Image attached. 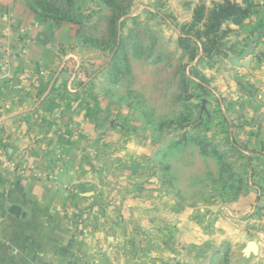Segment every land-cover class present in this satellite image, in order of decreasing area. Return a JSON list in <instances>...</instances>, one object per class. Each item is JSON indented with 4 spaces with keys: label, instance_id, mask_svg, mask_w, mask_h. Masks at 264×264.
I'll return each mask as SVG.
<instances>
[{
    "label": "crops",
    "instance_id": "crops-1",
    "mask_svg": "<svg viewBox=\"0 0 264 264\" xmlns=\"http://www.w3.org/2000/svg\"><path fill=\"white\" fill-rule=\"evenodd\" d=\"M75 1L84 9L95 6L94 0ZM195 6H178L185 25ZM259 19L264 6L242 25L227 23L234 31L228 51L237 52L219 75L206 71L208 78L213 74L212 93H232L236 100L244 93L238 79L245 77L263 93L255 101L240 96L231 113L244 150L264 147V40L249 68H235L229 59L246 49L242 44ZM77 33L72 23L40 17L26 0H0V264H121L134 239L151 249L153 264H174L176 254L184 256L186 229L196 232L188 242L193 251L206 235L205 220L168 207L150 177L157 165L152 143L119 124L131 108L87 91L50 93L61 83L63 63L74 58L83 66ZM13 207L20 208L18 216ZM229 207L241 217L253 206L242 197Z\"/></svg>",
    "mask_w": 264,
    "mask_h": 264
},
{
    "label": "rangeland",
    "instance_id": "rangeland-1",
    "mask_svg": "<svg viewBox=\"0 0 264 264\" xmlns=\"http://www.w3.org/2000/svg\"><path fill=\"white\" fill-rule=\"evenodd\" d=\"M94 1V7L86 4L85 9L75 1L81 7L75 27L80 31L77 41L83 66L74 58L63 63L61 83L50 93L87 91L107 98L110 105L131 108L119 124L152 143L151 156L157 165L150 177L161 187L168 207L205 220L206 235L193 244V251L188 242L196 232L185 228L184 256L176 254L174 264H264V147L256 144L244 150L234 138L231 120L240 96L255 101L263 93H255L259 88L246 77L238 79L244 93H236V100L230 99L232 93H212L213 74L208 78L206 72L219 75L229 55L237 52L227 47L231 43L227 38L234 32L227 25L231 22L223 23L216 34L211 32L214 44L204 36L210 13L223 0ZM248 1L253 10L264 6V0ZM192 3H196L193 20L196 11L203 9L204 18L196 28H190L193 20L185 25L177 14L178 6L186 11ZM129 15L135 16L128 19ZM261 27L263 19L254 25L248 43L264 31ZM197 140L209 145L207 154ZM242 197L253 207L239 217L229 206ZM251 241L259 245V253L247 257L243 251ZM123 252L121 264L155 263L149 257L151 249L142 248L137 239L133 249Z\"/></svg>",
    "mask_w": 264,
    "mask_h": 264
},
{
    "label": "trees",
    "instance_id": "trees-1",
    "mask_svg": "<svg viewBox=\"0 0 264 264\" xmlns=\"http://www.w3.org/2000/svg\"><path fill=\"white\" fill-rule=\"evenodd\" d=\"M26 2L34 13L44 19H52L58 22L66 21L75 25L78 24L76 18H81V7L76 4L75 0H26ZM104 2L109 5L107 1ZM243 4L244 6L238 4L235 0H223L222 4L215 6L208 17V30L204 35L207 42L214 44L210 39L211 32L212 35L216 34L223 23L231 22L234 25H241L251 17L254 6L249 4L248 0H244ZM203 18V9L196 11L190 28H196ZM261 29L264 30V27H261ZM228 31L230 30H227V33ZM77 34H80V31ZM51 91H53V88ZM197 144L201 146L203 153L207 154L209 145L198 142V140Z\"/></svg>",
    "mask_w": 264,
    "mask_h": 264
},
{
    "label": "water",
    "instance_id": "water-1",
    "mask_svg": "<svg viewBox=\"0 0 264 264\" xmlns=\"http://www.w3.org/2000/svg\"><path fill=\"white\" fill-rule=\"evenodd\" d=\"M263 33L264 31L261 34L256 35V37L248 43L246 49L240 55L231 57L229 59L230 65L235 68H248L255 59V48H256L257 43H259ZM61 71H62V68H60L59 73ZM11 117L12 116H10L9 118ZM12 214L18 216L20 214V208L13 207ZM243 253L247 257L251 255H258L259 245L256 242L251 241L247 244Z\"/></svg>",
    "mask_w": 264,
    "mask_h": 264
}]
</instances>
